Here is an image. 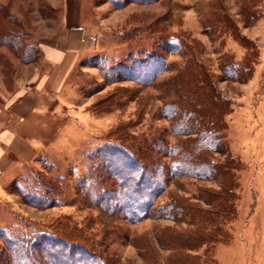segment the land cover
<instances>
[{
	"label": "rangeland",
	"instance_id": "374dc122",
	"mask_svg": "<svg viewBox=\"0 0 264 264\" xmlns=\"http://www.w3.org/2000/svg\"><path fill=\"white\" fill-rule=\"evenodd\" d=\"M7 1L11 6L2 5L20 20L16 29L24 45H36L24 33L39 32L37 14L15 9L21 0ZM61 1L57 20L69 15ZM78 5L73 13L85 30V48L69 77L73 99L58 101L66 106L55 117L47 113L38 119L39 158L15 171L4 186L6 195L0 191V227L32 234L59 223L74 228V240L102 250L113 264H146L142 241L156 245L161 229L174 222L148 217L133 223L102 212L96 201L112 180L101 178L103 160L94 153L131 137L142 145L156 138L175 143L172 121L164 115L165 103L178 101L169 86L179 77L184 89L195 72L232 102L224 116L225 136L237 164L239 198L236 216L224 221L220 240L193 253L202 264H264V0H79ZM224 55L235 61L248 56V78L223 79ZM10 60L15 82L24 83L23 63ZM120 72L123 78H114ZM197 184L190 177L172 179L159 202L176 191L192 196ZM205 184L218 187L217 182ZM23 194H44L50 204L35 207L24 202ZM159 251L160 264H169V250Z\"/></svg>",
	"mask_w": 264,
	"mask_h": 264
},
{
	"label": "trees",
	"instance_id": "16d2710c",
	"mask_svg": "<svg viewBox=\"0 0 264 264\" xmlns=\"http://www.w3.org/2000/svg\"><path fill=\"white\" fill-rule=\"evenodd\" d=\"M19 25L20 20L0 4V44L8 45L25 61L33 60L38 55L37 46L24 45L23 33L16 29ZM250 62L248 56L235 61L224 55L222 78L244 81L251 73ZM120 71L131 73L124 68ZM121 72L114 78H123ZM190 75L184 89L180 78H175L169 89L177 94L178 101L164 105V115L172 121L171 135L178 137L175 143L156 138L142 145L131 137V142L109 144L94 153L103 160L105 174L101 178L112 180L110 189L96 201L102 212L133 223L148 217L174 222L161 229L156 245L142 241L146 264H160L159 249L169 250V264H202L200 255L193 252L217 243L224 221L237 213V164L229 153L224 118L232 102L206 75L200 80V74ZM182 177L194 178L197 192L188 196L176 191L159 202L170 181ZM206 182H217L218 187L207 186ZM23 198L25 203L38 208L50 204L44 194H23ZM58 225L50 231L32 234L0 227V264H113L102 250L74 240L70 233L74 228Z\"/></svg>",
	"mask_w": 264,
	"mask_h": 264
},
{
	"label": "crops",
	"instance_id": "0c3cea01",
	"mask_svg": "<svg viewBox=\"0 0 264 264\" xmlns=\"http://www.w3.org/2000/svg\"><path fill=\"white\" fill-rule=\"evenodd\" d=\"M78 1L64 0L69 15L58 20L56 13L57 8L62 7L61 0H35L34 6L31 0H21V5L16 3L15 9L21 7L37 14L34 25L39 27V32L29 34L38 49L35 59L24 61L21 55L15 56L8 45L0 44V191L5 195L4 186L15 171L39 158L34 138L38 119L46 118L47 113L55 117L66 106L58 101L73 99L69 94L72 88L69 77L85 48L81 44L85 30L77 23V13H73L78 9ZM0 4L10 5L11 2L0 0ZM47 11L55 14L49 15ZM13 12L17 14L15 10ZM12 57L23 63L24 83L15 82L17 74L10 60Z\"/></svg>",
	"mask_w": 264,
	"mask_h": 264
}]
</instances>
